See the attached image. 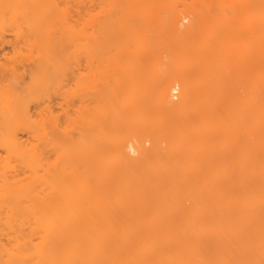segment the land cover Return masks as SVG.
I'll list each match as a JSON object with an SVG mask.
<instances>
[{
	"label": "bare ground",
	"instance_id": "1",
	"mask_svg": "<svg viewBox=\"0 0 264 264\" xmlns=\"http://www.w3.org/2000/svg\"><path fill=\"white\" fill-rule=\"evenodd\" d=\"M166 1L0 0V264H264V216L238 259L219 246L223 230L212 236L209 225L230 224L240 213L252 224L264 202V173L254 150L264 149V129H258L264 123V0H218L225 14L239 11L240 29L246 25L240 53L218 31L211 14L216 0L203 1L205 13L169 8L174 5ZM121 3L163 24L169 37L185 39L176 55L181 63L192 55L195 77L167 74L156 88L157 100L175 111L171 127L180 123L178 142L166 148L156 140L146 145L157 120L146 117L142 102L133 106L131 91L122 99L120 79L109 85L112 74L100 62L111 47L113 9ZM164 29L135 53H145V45L161 50ZM51 84L59 88L58 106L42 97L32 111L27 97ZM173 91H180L179 101ZM139 98L147 101L143 88ZM126 111L145 119L119 116ZM116 121L126 131L130 125L129 131L138 126L149 132L136 140L125 136L129 131L116 134ZM218 148L237 152L222 159ZM194 153L208 161L217 157L222 166L232 160L235 168L230 165L229 174L223 166L222 177L205 178L185 161ZM173 154L183 167L170 162Z\"/></svg>",
	"mask_w": 264,
	"mask_h": 264
},
{
	"label": "rangeland",
	"instance_id": "2",
	"mask_svg": "<svg viewBox=\"0 0 264 264\" xmlns=\"http://www.w3.org/2000/svg\"><path fill=\"white\" fill-rule=\"evenodd\" d=\"M167 1H169L170 3H172L174 5V6H172L169 4L170 5L169 8L181 9L183 7H194L201 12H204V13L206 12V7L203 4L204 0H167ZM218 3H219V1L216 0L215 3L211 4V6H212V13L211 14L216 16V18L220 24V30L218 27V31H219V33H221L220 31H222V29H223L224 32L222 31V33H224V34L226 33V34H228V36H230L233 44H235V46L237 48V53L238 52L240 53V51H239L240 50V33L245 32L244 28L246 27V25L244 28L241 26L242 28L240 29V13H239V11L235 12V11H233L234 9H232V10L226 9L225 10L226 14H225L224 12H222L219 9ZM123 4L124 3H121L120 5H118V7H120L119 11L115 10V7L113 9V12H115L116 14H113V17H115V19L112 21V24H111V26H113V33L110 37L111 38V47L109 49H107L106 51L104 50L105 51V52H103L104 53V59H103L104 61H102L100 59L101 60L100 62H102V63L104 62L103 64L107 65V68H109V72H111V74H112V76H109V85L114 86V84H115L114 78L120 79L122 84H121L120 88H118V94L122 97V99H126L128 96V92L131 91V93L134 95V100L132 102L133 106L138 108L137 106H139L140 103L142 102L143 104H145V108L147 109L146 111H148V112H145L146 115L148 113V115L146 117L153 116L151 118L149 117L150 120H152V118L157 120V123L156 122L153 123L155 126L151 127L149 125V128H150L149 130L151 131L150 135H149L150 136L149 139L151 138L152 140H150V141L148 140L146 145L151 144L152 141L156 140L157 143L160 144V142H161L162 147L166 148V147L170 146L172 143L174 144V141H175V143L178 142V134H177L175 127L177 128L178 127L177 124H180V123L175 121L177 126L173 123L174 125H173V127H171V125H170L171 121H173V119L176 115L175 111H173L172 109H169L166 106L162 105L157 100L156 88H157L158 82L161 81L162 78L166 77L167 74L168 75H175V74H177L178 71H180V72L187 74L191 77H195L196 72L189 66V58L192 55L190 54L191 52H189L188 54H185L187 59L185 62L181 63L177 59L176 55H178L179 44L182 41H184L185 39H182V38L176 39L173 37H169L171 34L170 29L165 30L163 27L164 25L160 24V22H158L155 19L145 20V19L141 18V16H139L136 13V11L129 13L128 9H126L127 5L124 4L125 5L124 6ZM161 6H162V4L158 8H161V10H162L163 6L162 7ZM164 7H165V5H164ZM166 7H168L167 3H166ZM167 14H168L167 10L166 11L163 10L162 15L165 17V16H167ZM244 16L242 15V17H244ZM208 18L210 20H212L214 17L208 16ZM216 18H214L213 20H215ZM163 22H165V21H163ZM185 23L188 24V21L187 22L185 21ZM219 24H217V25H219ZM243 24H244V22H243ZM160 28H163L166 32V33H163L164 32V30H163L162 33L164 34V36L159 41V46H161L162 49L161 50H155L150 45H145V47L147 48V51L145 53H135V50L142 43H152L154 40H156L155 32L160 30ZM240 30H242V31H240ZM242 37L245 38L244 36H242ZM197 38H198V40H202V38L199 35L197 36ZM194 40H195L194 37L187 38V41L189 42L188 44L190 46L194 44ZM168 49H174V50L169 51ZM101 54H102V52H101ZM254 56L255 57L258 56V53L256 52ZM116 60L119 61V63L121 64V66L119 68H116ZM98 61L99 60H97L96 63H98ZM80 62H81V64H80L81 66H82V64H83V67H84V65L87 66L86 64H84L87 61L84 60L83 58L80 59ZM83 67H82V70H83ZM84 69H85V67H84ZM84 72H86V71L84 70ZM128 83H132L136 86L138 85V87L136 88V86H134V89H130L127 86ZM244 84H246V77L244 78V81L241 82L242 86ZM101 87H103V85L99 86V88H101ZM107 87L108 86L104 87L103 90L104 91L107 90ZM109 87H108V90H109ZM142 88H143V90H145V94L147 96L146 102L142 101L139 98V93L142 90ZM139 89H140V91L137 94ZM88 93H89V91L87 92V94ZM243 94H244V92L242 91V89H240V101L244 98ZM83 95H86V93L84 92ZM172 96H173L175 101H179L181 99L180 91L179 92L173 91ZM42 97L44 98V100L47 104L51 105L53 108H56L58 106V102L60 101L58 86L55 84H51V86L49 85L48 88H46L43 93H33V94L29 95L27 97V100L33 101L30 105V109L32 111H34L36 109L35 104H37L38 100L41 99ZM87 97L89 98V96H87ZM42 101L43 100H41L40 103H42ZM142 103H141V105H142ZM142 106H144V105H142ZM122 113L123 114L120 113L119 116L121 115L123 117V119L129 117V119H131V121H132L133 117L140 118V119H138L139 121H141V119H143L145 117L144 116L145 114H143L142 116H139L138 114H137L138 116H134L136 114L133 115L132 113H128L127 111L122 112ZM154 116H155V118H154ZM118 117H116V118H118ZM122 117H119V118H122ZM118 119H116V120H118ZM146 119H148V118H146ZM156 120H154V121H156ZM118 121L121 122V120H118ZM128 121H130V120H128ZM128 121H127V124H128ZM131 121H130L131 124L135 123L134 119H133L134 123H132ZM154 121H152V122H154ZM152 122H151V125H153ZM123 123H124V121H123ZM116 124H118V122ZM125 125H126V123H125ZM119 126H120L119 127L120 130L115 129L116 125L113 128V129H115L114 132L115 131L117 132L116 134H121V133H123V131H125V133H124V135H125L129 131L128 127H130V125L129 126L126 125V128L128 129L127 131L124 128V125L122 126V124H121ZM141 128L138 126H137V128H133V129L131 128V130L128 133L129 135L127 134L128 136L127 135H125V136L126 137L132 136L135 138L134 140H136L138 137L140 138L139 134L149 132V130L146 129L147 127H145V129H144V130H146L145 132H143L144 130H143V128L142 129ZM153 128H154V131L152 130ZM169 128H172V130H170ZM138 129H140L141 131L139 130L140 131L139 132ZM159 129H160V131H159ZM258 129H260V130L264 129V123L263 122L259 125ZM120 131H122V132H120ZM171 131H173V132L171 133ZM118 132H120V133H118ZM133 133H136V135L134 134L135 136H133ZM169 133H170V135H169ZM243 136H244V134L241 133L240 138H242ZM153 138H154V140H153ZM172 140H173V142H172ZM220 148H218V152L216 153V156L220 157V155H218V154H221L222 159L227 158V160H230L234 156L233 151H235V153L237 152V150H235V149H233V151H232V149H230V150L229 149L219 150ZM253 149L254 148L250 149L251 152ZM178 150L176 149L175 152ZM223 150H224L223 155L225 157H223V155L221 153ZM240 150H241V148H240ZM250 150H249V147H247L245 151H250ZM254 150H255V152H257L256 160L258 159L257 160L258 164L262 163V170L260 172H262V174H263L264 173V149L259 148V149H254ZM254 150H253V152H254ZM228 151H229V154L227 153ZM194 152H198V151L196 150ZM231 152L233 153V155H231V158H230L229 155L231 154ZM177 153H179V151ZM226 154H228L227 155L228 157L226 156ZM132 155L135 156L136 154H132ZM173 155L174 156L172 157V159L174 157L176 158V156H175L176 154H173ZM177 155H178V157H180L179 154H177ZM205 156H204V154L199 155V153H198V155H197L194 153L192 155V159L185 160V161L188 163V165L191 166V169H193V170L194 169H200L203 172V177H205V178H207V177H210V178L222 177V174H220V171H221V173L223 172V166L228 168L227 171L229 172V174L231 173L233 168H235L234 164L232 165V160L231 161H223L225 163L227 162V165L222 166L223 163L219 157L218 158L220 159L219 160L220 162H218V159L215 156H214L215 157L214 160L217 159V160H215L216 162L214 160H211L212 161L211 162V161L206 160V158H208V157H205ZM178 157L175 160L174 159L170 160L171 158L169 160L173 165L183 167V165L182 166L180 165V163H182V160L179 161ZM184 162H183V164H184ZM187 163L184 165L187 166ZM209 163H211V165ZM230 165H232L234 167L232 168V166L230 167ZM231 168H232V170H231ZM217 173H218V175H217ZM252 177L254 178L256 176H252ZM256 178H258V177H256ZM254 180H255L254 182H258V181H256L255 178H254ZM222 181H223V179L221 178L220 182H222ZM262 183H263V186L260 189L264 190V181L263 180H262ZM231 190H233V188ZM233 191L235 192L236 190H233ZM256 201H258V200H256ZM257 209H258V211H260V216L257 215V217L254 218V221L252 224L248 223V221L245 219L246 215L241 216V213L236 215L237 218L234 219L232 223L230 222V224L226 221H223L222 226H220V224L214 225L213 224L214 222L210 221L209 225L212 226V228H213V232L211 234L212 236H215L214 232L216 230H219V229L223 230V232L221 234L223 236V240L221 241V244H219V246L223 247L224 251L227 252L228 255L234 256V258H237V259L240 258V247L242 246V242H244V240H246V238H248V236L256 239V236H255L256 232L255 231H256L257 225L260 222L259 221L260 217L263 218V216H264V202H260L258 204ZM239 231H240V233H238ZM216 247H218V246H216ZM214 249L211 248V250H212V257L211 258L217 260V258H214V257H216V256H214V253H213V251H215ZM196 253H198L197 247H196ZM212 261L214 262V260H212Z\"/></svg>",
	"mask_w": 264,
	"mask_h": 264
}]
</instances>
